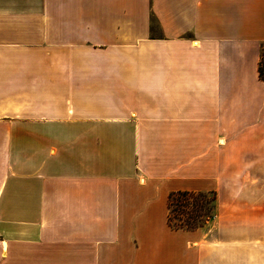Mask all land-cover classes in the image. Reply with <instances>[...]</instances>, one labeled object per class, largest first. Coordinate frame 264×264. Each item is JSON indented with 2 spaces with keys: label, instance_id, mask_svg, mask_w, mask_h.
<instances>
[{
  "label": "crops",
  "instance_id": "obj_1",
  "mask_svg": "<svg viewBox=\"0 0 264 264\" xmlns=\"http://www.w3.org/2000/svg\"><path fill=\"white\" fill-rule=\"evenodd\" d=\"M263 46L264 0H0V264H264Z\"/></svg>",
  "mask_w": 264,
  "mask_h": 264
},
{
  "label": "trees",
  "instance_id": "obj_2",
  "mask_svg": "<svg viewBox=\"0 0 264 264\" xmlns=\"http://www.w3.org/2000/svg\"><path fill=\"white\" fill-rule=\"evenodd\" d=\"M259 73L264 80V46ZM212 197L208 199V196ZM168 223L175 230H193L204 227L216 213V195L208 192L177 191L168 198Z\"/></svg>",
  "mask_w": 264,
  "mask_h": 264
},
{
  "label": "rangeland",
  "instance_id": "obj_3",
  "mask_svg": "<svg viewBox=\"0 0 264 264\" xmlns=\"http://www.w3.org/2000/svg\"><path fill=\"white\" fill-rule=\"evenodd\" d=\"M212 196L211 195H209L208 196V199H210ZM213 220V218H211V219H208V221H207V223L206 224H209L211 221Z\"/></svg>",
  "mask_w": 264,
  "mask_h": 264
}]
</instances>
